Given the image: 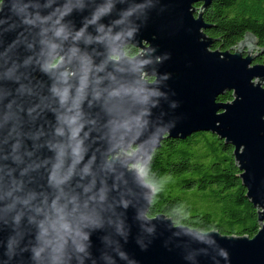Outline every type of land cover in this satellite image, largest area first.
Masks as SVG:
<instances>
[{
	"label": "clouds",
	"instance_id": "clouds-1",
	"mask_svg": "<svg viewBox=\"0 0 264 264\" xmlns=\"http://www.w3.org/2000/svg\"><path fill=\"white\" fill-rule=\"evenodd\" d=\"M159 4L0 0V264H138L125 246L146 251L158 226L183 261H227L213 230L146 210L163 188L143 146L171 128L167 77L157 84L122 61L138 58L136 37Z\"/></svg>",
	"mask_w": 264,
	"mask_h": 264
},
{
	"label": "water",
	"instance_id": "water-1",
	"mask_svg": "<svg viewBox=\"0 0 264 264\" xmlns=\"http://www.w3.org/2000/svg\"><path fill=\"white\" fill-rule=\"evenodd\" d=\"M214 1L160 0L158 9L164 11L149 12L136 37L138 58L122 63L130 71H145L157 84L160 77H167L160 90L167 93L168 101H161V110L171 128L166 135H154L143 146L144 152L154 149V153L164 140L183 141L199 132L216 136L232 147L245 198L256 210L260 228L253 238L212 231L220 248L228 252V259L199 255L196 264H216L217 259L219 264H264V65L252 64L254 56L249 54L256 49V40L251 35H245L228 51L213 50L219 40L206 35L211 25L204 22L203 14ZM100 2L102 12L111 0ZM196 3L201 6L195 8ZM72 19L78 24L80 17L74 14ZM122 46L123 37L113 44V50L119 54ZM146 56L148 59H143ZM150 90L155 88L136 89L143 94ZM225 93H231V100L219 102L218 97ZM172 101L176 108L169 107ZM128 215L131 218V210ZM159 216L170 219L163 214L155 217ZM135 231L133 228V235ZM158 232L163 235L158 234L146 251H140L132 238L125 250L138 264H191L183 261L179 250L169 251L163 246L169 235L163 226H158Z\"/></svg>",
	"mask_w": 264,
	"mask_h": 264
},
{
	"label": "trees",
	"instance_id": "trees-1",
	"mask_svg": "<svg viewBox=\"0 0 264 264\" xmlns=\"http://www.w3.org/2000/svg\"><path fill=\"white\" fill-rule=\"evenodd\" d=\"M203 20L211 25L206 35L219 40L214 50L228 51L245 35L264 48V0H215L204 11ZM230 100L231 93L218 97L219 102ZM232 151L207 132L183 141L164 140L150 161L163 188L150 204L149 214H163L173 223L199 232L211 229L223 236L253 238L260 224L245 198Z\"/></svg>",
	"mask_w": 264,
	"mask_h": 264
},
{
	"label": "flooded vegetation",
	"instance_id": "flooded-vegetation-1",
	"mask_svg": "<svg viewBox=\"0 0 264 264\" xmlns=\"http://www.w3.org/2000/svg\"><path fill=\"white\" fill-rule=\"evenodd\" d=\"M211 38H213V37H211ZM213 50H214V46H213ZM136 51L138 54L139 51L137 49H136ZM249 55L254 56V60H253L252 64L264 65V48L259 46V43L257 41H256V49L254 51H252ZM244 56H246V54ZM150 80H152V79H150Z\"/></svg>",
	"mask_w": 264,
	"mask_h": 264
}]
</instances>
